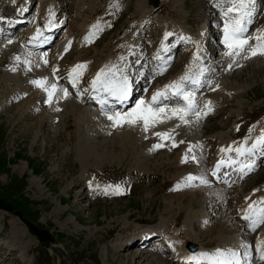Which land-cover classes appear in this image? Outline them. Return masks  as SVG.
<instances>
[{"label":"rangeland","instance_id":"obj_1","mask_svg":"<svg viewBox=\"0 0 264 264\" xmlns=\"http://www.w3.org/2000/svg\"><path fill=\"white\" fill-rule=\"evenodd\" d=\"M216 3L0 0V264H175L171 253L137 252L139 244L120 252V244L152 229L163 231L174 248L185 235L192 237L185 244L206 248L234 246L237 239L254 245L264 235V224L244 232L237 216L244 200L264 197V157L252 176L226 189L220 204L215 194L192 195L184 187L173 190L183 178L201 174L202 168L207 179L220 144L239 141L264 120V55L238 56L235 62L224 55V21ZM138 4L146 8V16L137 10ZM256 8L250 44L264 31V0H256ZM53 14L59 28L55 40L36 49L32 28L45 32L42 28ZM18 20L24 21L17 24ZM14 24L17 28L10 30ZM167 26L172 35L164 40ZM84 30L94 32L88 43ZM110 51L126 57L124 67L133 83V99L123 109L134 107L137 99L149 101L191 59L197 62L194 54L201 58L203 53L212 63L207 65L211 75L204 80L210 81L212 91L218 88L205 99H213L216 106L199 121L191 115L186 117L188 124L164 119L147 133L140 125L112 128L89 98L92 75ZM17 56L19 62L13 59ZM159 56L170 57L162 73H156ZM75 64L86 67L73 87L67 76ZM13 67L15 71L10 70ZM43 77L67 89V98L54 99L51 106L45 103L46 94L30 83ZM72 106L81 109L80 114L71 111ZM169 109L162 117L171 115ZM260 129L264 125L250 135L257 137ZM154 132L170 133L177 146H171L172 140L161 141ZM158 143L165 146L150 151ZM186 153L196 160L182 163ZM109 184H120L122 194L105 195ZM201 218H206L204 223ZM224 219V236L218 237ZM18 230L30 243L27 253L21 252L13 234ZM156 242L167 248L164 240Z\"/></svg>","mask_w":264,"mask_h":264},{"label":"snow or ice","instance_id":"obj_2","mask_svg":"<svg viewBox=\"0 0 264 264\" xmlns=\"http://www.w3.org/2000/svg\"><path fill=\"white\" fill-rule=\"evenodd\" d=\"M224 5H227L226 9ZM215 6L220 8L221 17L224 21L222 27L223 36L221 39V43L226 49L224 55L229 57L233 62H235V58L238 56L244 59H250L257 55H264V31L259 32L254 37V44H250V37L245 35L248 32V26L252 23L253 17L256 14V0H217ZM46 27L48 26L46 25ZM93 27L98 28L99 25ZM93 34L94 33L90 32L88 36H85V42H90ZM42 35L43 33L41 30L37 29L35 35L31 39L32 41L40 40ZM171 35L172 33L166 32L164 34V40H167ZM181 39L184 40L188 38L181 37ZM9 42L11 43V41ZM41 42L47 43L48 38L44 37ZM70 44L71 42L66 46L65 51L68 50ZM13 59L17 62L20 60L18 56ZM157 59H159V57H157ZM193 59L198 61L200 57L198 54H194ZM43 62L47 64L46 59H44ZM28 63L27 60L24 61L26 66ZM85 67V64H77L70 70L68 75L73 87L76 86ZM228 67L230 69L232 65L229 64ZM10 70L15 71L16 69L13 67ZM28 70L30 71L31 69L29 68ZM164 70L165 69L161 67L159 73H162ZM57 71L58 69L55 67L52 69L53 76H55ZM205 71L206 69L203 67H200L196 73H191V70H189L177 81L166 85L163 90H158L154 93L151 100L145 101L143 99H137L135 106L126 110L123 108L118 109L115 105H123L128 101L131 94L130 78L125 74L123 68H118L116 65H113L107 70L101 69L90 82L91 91L94 94L92 98L99 105L100 114L110 122V126L114 129L124 126L135 127L140 125L142 131L147 133L150 128H154L158 123H163L164 119H177L182 124H188L190 121L186 117L190 115L195 116L196 120L199 121L212 110L210 102L205 103V110L199 109L195 99V92L185 87L186 84L199 86L201 84V77L204 75ZM30 83L46 94L47 98L44 102L50 106L54 99H66L68 96L67 89H59L56 83H49L47 77L31 80ZM206 83H210V81H206ZM58 92L62 93V95L58 96ZM77 95H79V93H77ZM173 97L179 98L182 101V105L169 109V105L163 102ZM166 109H169L171 115L162 117ZM56 110L59 111V109ZM237 130H239V126ZM249 131L251 132L252 129ZM153 135L160 138L161 141L165 139L172 140L171 146H177L168 132H154ZM247 139L246 137L245 141ZM180 143H183V141H180ZM259 145H264V133L257 138L251 147H245L242 142L235 148L232 145H229L227 148H221L219 151L224 154V158L217 162L212 171V175L216 176L222 168H233L235 171L241 173L242 176L247 175L254 169L255 161L250 158ZM164 146L163 143L154 144L150 151ZM197 147H199V145H197ZM191 152L192 146H189L187 153ZM232 152H235V157L228 155ZM187 153L185 158L182 159V163L187 162L189 158L193 161L196 160L194 156L188 157ZM241 157H244L245 160H241ZM196 180L199 181L200 185L207 186L209 184V180L204 176L195 177L189 175L183 178L173 190L179 189L180 187H193L195 186L193 181ZM89 187H92L91 182L89 183ZM103 192L105 195H120L123 189L120 184H109L105 186ZM242 219L248 222V227L252 231H255L260 224H264V197L258 200H252L248 204ZM260 243L264 242L257 243V251L260 252L259 258L264 260V251L260 250ZM245 257H247V252H245ZM188 264H240V256L231 249H216L212 253H201L199 257L190 256L188 258Z\"/></svg>","mask_w":264,"mask_h":264},{"label":"bare ground","instance_id":"obj_3","mask_svg":"<svg viewBox=\"0 0 264 264\" xmlns=\"http://www.w3.org/2000/svg\"><path fill=\"white\" fill-rule=\"evenodd\" d=\"M54 7L56 6V4L55 5H53ZM141 6H143V5H141V4H138L137 5V10H139V11H141V13H143V15H147V13L145 12L146 11V8H143L142 9V7ZM53 7V8H54ZM54 12V11H53ZM54 14H55V12H54ZM54 14L52 15V17H51V15L49 16V21H51V23L49 22V23H45L44 24V29H45V34H43L42 36H44V37H47L48 38V42L47 43H42L41 41L43 40V38H40V40H37V41H33L34 42V46H36V48H44V46L46 47V45H49V44H51L54 40H55V36H52V32H53V30H57V26H56V24H54L53 23V16H54ZM254 19H255V15H254V17H253V20H252V22L254 21ZM47 20V19H46ZM11 21V20H10ZM19 23V22H18ZM46 25L48 26V27H46ZM165 30L164 31H162V36H163V38L162 39H164V34L167 32V33H172V29H170L169 28V26H167L166 28H164ZM1 30V29H0ZM86 30V29H85ZM84 30V33L86 34V35H89L90 34V32H86ZM36 31L37 30H32L31 32H33L32 33V36H34L35 35V33H36ZM91 31V30H90ZM102 31V30H101ZM248 32H249V26H248ZM248 32L245 34V35H247L248 36ZM91 33H94L93 31L91 32ZM31 36V37H32ZM93 36V35H92ZM91 36V37H92ZM51 39V40H50ZM68 40V39H67ZM92 40V38L90 39V41ZM69 41V40H68ZM165 42V41H164ZM86 43H88V42H86ZM37 44V45H36ZM163 47V46H162ZM161 47V48H162ZM164 48V47H163ZM162 48V49H163ZM167 49V48H166ZM165 49V50H166ZM164 52V51H163ZM201 52H202V50H201ZM200 52V53H201ZM199 55V54H198ZM125 56H126V54H125ZM206 55H205V53H203V55L201 56V58L197 61V62H194L192 59L190 60V64L189 65H186V66H184L183 68H182V70L178 73V74H176V75H174L173 76V78L172 79H169L168 80V82L166 83V84H164L165 86L166 85H169V84H171L172 82H174V81H177L181 76H183V75H185V73L186 72H188L189 70H191V73H196V72H198V70H199V68L200 67H203L201 64H203L204 62H206V60H205V57ZM160 57V56H159ZM121 58H123V59H121ZM124 58H126V57H123V56H120V55H115V54H113V52H109V54L108 55H106V57H105V59H104V61H102L101 63L102 64H100L101 66H99V68H98V70L92 75V78H91V80H90V82L96 77V75H97V73L98 72H100L101 71V69H105V70H107L108 68H110L111 66H113V65H116L118 68H125L124 67ZM191 58H192V56H191ZM169 61H170V58H163V56H161L160 57V65H159V67L157 68L158 70L156 71V73H159V69L161 68V67H163L165 70L164 71H166V68H167V66H168V63H169ZM76 63V62H75ZM127 64V63H126ZM75 65H77V64H75ZM75 65H73V66H71V68H70V70L75 66ZM158 65V64H157ZM84 71V70H83ZM163 71V72H164ZM124 72H125V70H124ZM204 75H205V73H204ZM204 75L201 77V84L199 85V86H195V85H191V84H186L185 85V87L187 88V89H190V90H192V91H194L195 92V96H196V92H197V90H199V89H201L202 87H206L208 84L206 83V80H204ZM68 77V79H69V75L67 76ZM80 78V77H79ZM79 81V80H78ZM71 83V82H70ZM78 83V82H77ZM205 83V84H204ZM72 85V84H71ZM165 86H164V88H165ZM163 88V89H164ZM162 89V90H163ZM89 90H90V92H91V96L93 97V93H92V91H91V87H90V84H89ZM157 91H155V93H156ZM92 97H91V99H92ZM133 97V95H132V92H131V95H130V97H129V99H128V101L125 103V104H123V105H115V107L117 108V107H120V106H123V107H126L128 104L130 105V101L133 99L132 98ZM152 98V97H151ZM151 100V99H150ZM169 100H171V101H173V103H175V104H177V105H179V102L180 103H182V101L179 99V98H177V97H173V98H171V99H169ZM169 100H167V101H164L163 103H170V102H168ZM172 103V102H171ZM98 105V104H97ZM97 105H95V106H97ZM94 106V107H95ZM96 109V108H95ZM71 111H73L74 113L76 112V113H79L80 114V111H81V109H77L76 107H74V106H72V110ZM97 111H99V108H98V110ZM261 125H264V120H261L259 123H257L253 128H252V133L253 134H256L255 133V131L258 129V128H261ZM250 130V129H249ZM261 130V129H260ZM259 130V131H260ZM259 134H258V136L257 137H252V135H250V131H248L243 137H242V139H240L239 141V143L237 144V146H239L242 142L244 143V146L245 147H251V145L257 140V138L258 137H260L261 136V134L262 133H264V130L262 131L261 130V132H258ZM246 135H250V136H246ZM248 138L246 141H245V138ZM249 138H251V139H249ZM252 138L254 139V140H252ZM238 142V141H237ZM237 146H235V147H237ZM234 147V148H235ZM223 148V147H222ZM262 149H264V145H259L258 147H257V149H256V151L253 153V155L251 156V158L250 159H252V160H254L255 161V164H254V169H253V171L256 169V167L259 165V162H260V158L262 157ZM220 150V149H219ZM218 154H219V157L216 159V160H214V162H213V164H212V167L210 168V171H209V175L207 176V179L209 180V184L207 185V186H205V185H200L199 184V181L198 180H196V181H193V183L195 184V186H193V187H184V192H190L192 195L193 194H195V193H201V192H205V193H207L208 194V196H212V195H214L215 197H216V200H217V198H218V204H220L221 202H223L224 200H222V197L224 196L223 194H224V192L226 191V189L228 188H232V185H231V182H233V183H236L235 182V180L237 181H240V180H242V178L245 176V175H241V173H239V172H237V171H235L233 168H222L221 169V171L219 172V173H217V175L216 176H213L212 175V171H213V169L215 168V165L217 164V162L218 161H220L221 159H222V156H223V154L219 151L218 152ZM234 157H235V152H234ZM241 160H245V158L244 157H241L240 158ZM201 168V167H200ZM201 171V174H198V175H195V177H200V176H204L205 177V173L203 172V168L200 170ZM252 172V171H251ZM194 176V175H193ZM183 192V191H182ZM181 194V193H180ZM203 194V193H202ZM191 196V195H190ZM247 199L249 198V196H247L246 197ZM246 198H244V199H246ZM245 202L243 203V207H241L240 208V212H239V215H237L238 216V219L242 222V226H243V231L244 232H246V233H250V232H252L250 229H249V227H248V222L247 221H245L244 219H242V217H243V215L245 214V210L247 209V207H248V204L252 201L251 199L249 200L248 199V201H246V200H244ZM213 209V208H212ZM206 218H201L200 220H203L202 222L204 223V220H205ZM225 223H226V220L224 219L222 222H221V224H220V226H219V229L217 230V233H218V237H223L224 236V232H225ZM14 225V224H13ZM175 226V225H174ZM155 230H157V229H155ZM161 232V231H160ZM145 234H143V236H150L151 237V239H152V241L154 240V239H156V240H159L158 238H159V235L158 234H155L154 232H153V230L152 231H145L144 232ZM163 233V232H162ZM14 234V236L16 237H18V239H17V242L19 243V247H20V249H21V252L23 253V251L24 252H28V248H29V245H30V243L29 242H25V233L24 232H22V231H20V230H18L17 232H14L13 233ZM162 237L161 238H165L166 237V235H164V234H160ZM174 239H175V237H174ZM192 239V237L191 236H189V235H185V236H182L181 238H179V240H178V245H179V247H176V248H174L175 246H176V244H175V246H173L172 244H171V252H172V257H173V259H171V257L168 255V252L167 251H165V252H162L163 254H160V255H164V253H166L168 256H169V259H171L172 261H173V263H175V264H179V261H183L184 263H188V258L190 257V256H197V257H199V255L201 254V253H212V252H214L216 249H222V250H229V249H231V250H233V251H235V252H237L238 254H239V256H240V264H253L254 262H256V261H261V259L259 258L260 257V252L259 251H257V243L258 242H264V235L263 236H260V238L259 239H257V241H255V243H254V245H253V243H251V242H245V243H242V242H240V240H236L235 241V244H234V246H230V245H224L223 247H221V246H218V247H215V248H213V247H211V248H206L205 246H203V245H197V249H196V251L195 252H189L184 246L186 245L185 243L187 242V241H192L191 240ZM126 240V239H125ZM124 240V242H123V244L121 243L120 244V246L122 247V248H120L119 250H120V252L121 251H124V249H125V251L126 250H130V248L134 245V244H139V246H141V247H138L139 248V250L137 251V252H139V251H146L147 249H150V250H153L154 251V249H152V248H150L151 247V245H150V243L148 244V242L147 241H144V242H142V243H140V238H133V239H127L126 241ZM133 240V241H132ZM176 240V239H175ZM190 243V242H189ZM188 244V243H187ZM191 244H193V243H191ZM123 245H125L124 247H123ZM246 246V247H245ZM181 247H183V248H181ZM240 247H242L241 249V252L239 251V248ZM8 248V247H7ZM31 248V247H30ZM12 250H14V249H11V252H12ZM252 250H255V254H253L252 253ZM260 250L261 251H264V243H260ZM154 252H156V253H159V252H157V250L155 249V251ZM245 252H247V257H245ZM190 254V255H189ZM187 255V256H186ZM189 256V257H188ZM179 260V261H178ZM176 262H178V263H176Z\"/></svg>","mask_w":264,"mask_h":264},{"label":"water","instance_id":"obj_4","mask_svg":"<svg viewBox=\"0 0 264 264\" xmlns=\"http://www.w3.org/2000/svg\"><path fill=\"white\" fill-rule=\"evenodd\" d=\"M187 248L190 250V251H195L196 250V246L194 244H191V243H188L187 244Z\"/></svg>","mask_w":264,"mask_h":264}]
</instances>
